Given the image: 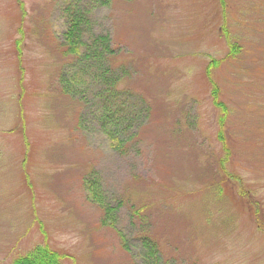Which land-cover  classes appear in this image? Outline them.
Instances as JSON below:
<instances>
[{"label":"rangeland","instance_id":"rangeland-1","mask_svg":"<svg viewBox=\"0 0 264 264\" xmlns=\"http://www.w3.org/2000/svg\"><path fill=\"white\" fill-rule=\"evenodd\" d=\"M95 1L76 0L146 99L119 147L104 79L63 53L67 0H0V264L37 246L60 264H264V0Z\"/></svg>","mask_w":264,"mask_h":264},{"label":"trees","instance_id":"trees-1","mask_svg":"<svg viewBox=\"0 0 264 264\" xmlns=\"http://www.w3.org/2000/svg\"><path fill=\"white\" fill-rule=\"evenodd\" d=\"M90 1L92 3L96 2L95 0H86L88 4ZM111 1L113 3L114 0H101L104 5H109ZM72 2L73 0H67V2H64L62 5V9L67 14V16L65 14V19L68 23L64 34L65 40L62 44L63 53L68 52L75 57L76 62L74 67L77 68V71L80 70L82 74L93 76L95 79L98 77L99 80L100 78L104 79L105 86H102L103 88L101 89L105 93L103 102L116 105V108L111 110L107 107L108 110L103 116L102 123L105 132L112 137V142L116 141L114 143L115 147H119L117 142L119 145H122L127 141L124 139L117 140L115 130L119 128L121 122L127 123L124 130L128 126H132L133 122L136 121L134 120L136 117L134 115V110L129 109V107L131 104L135 103V100L146 102V99L138 91L134 93L130 88H122V84L128 81V77H125L124 73V71H126L127 60L120 58L115 59L117 54L109 34L102 33L96 35L94 33V24L91 21L93 20L92 11H88L89 9L86 10L87 4H85V6H78L76 0H74L73 4ZM222 5L225 7V0H222ZM75 10L76 12H74ZM129 76L131 77V74ZM99 83L100 81L98 84ZM69 84V82L65 81L66 86L63 88V93H66L65 91H67L66 94L74 93V88L70 87ZM220 105L223 104H219L218 106L220 107ZM86 184H89L87 188L89 196H91L94 202H99L100 197L97 192L99 185L98 180H89L88 178ZM145 209L146 208H143V210ZM153 243L156 251L158 250L159 253L162 254L159 250V244L155 241H153ZM155 254L151 255V258L156 260L153 264H160ZM162 259L166 260L163 254ZM61 260L62 255L58 252H54L46 246H37L26 255L15 259L12 264H60Z\"/></svg>","mask_w":264,"mask_h":264}]
</instances>
